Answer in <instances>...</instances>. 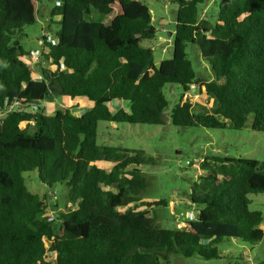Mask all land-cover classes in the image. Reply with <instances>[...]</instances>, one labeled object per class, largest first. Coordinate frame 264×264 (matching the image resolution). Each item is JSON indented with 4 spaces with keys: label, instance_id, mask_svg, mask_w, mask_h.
<instances>
[{
    "label": "trees",
    "instance_id": "trees-1",
    "mask_svg": "<svg viewBox=\"0 0 264 264\" xmlns=\"http://www.w3.org/2000/svg\"><path fill=\"white\" fill-rule=\"evenodd\" d=\"M41 0H0V264H170L173 256L221 259L226 239L257 244L264 216L250 210L251 194L264 193V161L217 158L202 164L192 186L195 219L165 228L143 202L148 186L141 170L155 164L144 151L100 145V123L164 125L167 84L184 91L206 87L216 101L210 113L176 105L171 122L180 128L223 130L229 123L264 132V0H222L212 20L202 19L206 0H169L178 6L174 54L157 68L151 10L141 0H60L56 45L42 57L55 69L36 79L22 44L23 29L38 23ZM116 15L110 24L103 19ZM102 18H91L93 13ZM196 45L209 63L212 80L200 81L188 58ZM28 59V60H27ZM65 65V69L61 65ZM51 99L62 108L47 113ZM82 100L92 107L75 114ZM117 103V110L112 104ZM39 104V111L28 110ZM14 109L8 111L7 106ZM99 162L113 164L110 170ZM135 167L134 169H131ZM38 171L52 189L67 188L71 206L54 219L48 196L31 193L24 173ZM56 203H59L56 201ZM139 203V205H138ZM133 205V207H130Z\"/></svg>",
    "mask_w": 264,
    "mask_h": 264
},
{
    "label": "rangeland",
    "instance_id": "rangeland-1",
    "mask_svg": "<svg viewBox=\"0 0 264 264\" xmlns=\"http://www.w3.org/2000/svg\"><path fill=\"white\" fill-rule=\"evenodd\" d=\"M147 4L153 17V25L158 30L155 40L145 41L143 45L151 48L155 55V64L158 68L163 60L171 59L174 54V34L177 24L178 6L169 0H141ZM222 0H206L201 7L202 19H213L218 4ZM60 3V0H41L38 8V23L33 26H26L22 39L24 47L32 53L43 48L40 39L44 32L55 37L59 30L58 19L51 16L53 7ZM118 7L112 16L103 19L110 24L116 15ZM91 18L101 21L98 13H93ZM188 58L191 61L197 77L200 81L212 80L213 74L209 63L202 57L196 45L187 46ZM32 56V54H31ZM28 60V59H27ZM33 69L36 79H41L43 68L55 66L50 65L42 56L34 64L28 60ZM164 93L169 101V107L164 112V125H130V124H109L100 123L99 139L100 145L122 147L133 151H144L147 158H154L155 164H147L141 167L147 178L148 186L142 193L143 202L155 203L160 200L167 202V205H154L141 207L148 209L156 217L159 227L174 228L183 221L189 220V215L194 212L191 207L192 186L199 182L203 173L204 161L214 162L217 158H246L264 161V132H255L252 129L253 117L248 119L244 129L236 130L229 123L223 130L204 128H180L171 122L173 108L183 102L189 101L193 104V110L200 113H210L216 106L215 99L206 93V87L193 88L184 91V88L177 84H167ZM117 103L112 104L114 111ZM42 107L47 113L57 108H62L58 102L48 99ZM92 105L87 100H82L78 108L73 109L75 114H81ZM0 112V119L4 116ZM102 168L110 170L113 166L110 162H99ZM132 167L131 169H134ZM28 190L41 197L47 195L49 210L48 214L56 217L65 212L71 205L67 203V188L65 185H57L52 191H57L56 203L52 201L50 188L42 181L39 172L31 171L24 173ZM250 210L259 211L264 216V193L251 194ZM139 205V203H138ZM130 207H133L131 205ZM264 229V224H263ZM47 247L46 260L50 264H56V253L52 251V241L45 238ZM222 254L221 259L206 260L202 257L182 258L173 256L170 264H264V239L257 244H249L236 239H226L218 245Z\"/></svg>",
    "mask_w": 264,
    "mask_h": 264
},
{
    "label": "built area",
    "instance_id": "built-area-1",
    "mask_svg": "<svg viewBox=\"0 0 264 264\" xmlns=\"http://www.w3.org/2000/svg\"><path fill=\"white\" fill-rule=\"evenodd\" d=\"M47 43H51L52 45H56V38L52 34L44 32L42 38L40 39V45L42 46L43 50H44V48H45ZM41 56H42V49L40 51L33 52L31 58L29 59V61H31L32 63L36 64L40 60ZM61 68L65 69V65L62 64ZM39 107H40V105L35 103V104L32 105V107L28 111L31 112V113H37L39 111ZM7 109H8V111L13 110L14 109V105L13 106H9V107L7 106ZM57 199H58L57 198V191L52 192V201L56 202ZM48 216L50 217V219H54L55 218L54 216H51L49 214H48ZM194 219H195V213L192 212L189 215V220L192 221ZM186 225H187V223L185 221H183L181 223H178L177 227L182 228V227H185Z\"/></svg>",
    "mask_w": 264,
    "mask_h": 264
}]
</instances>
